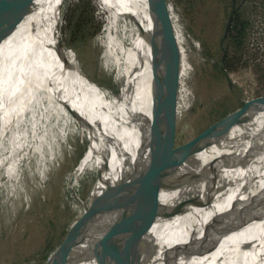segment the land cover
Instances as JSON below:
<instances>
[{"label": "rangeland", "instance_id": "1", "mask_svg": "<svg viewBox=\"0 0 264 264\" xmlns=\"http://www.w3.org/2000/svg\"><path fill=\"white\" fill-rule=\"evenodd\" d=\"M169 1L183 55L181 107L185 111L177 141L182 144L244 101L264 95V32L256 31L257 22L264 20V0H235L237 11L249 25L242 52L236 58L232 54L226 72L221 65L225 50L228 55L230 40L225 32L234 0ZM87 4V0H65L63 46L69 61L101 87L135 131L133 80L137 56L130 47L141 29L151 26L147 2L91 0L90 11L95 9L94 13L83 14ZM163 42L164 37L157 44ZM143 75L147 116L155 140L166 120L168 86L146 45ZM57 90L56 85L44 84L41 93L1 123L0 264H46L84 213L89 192L95 201L98 197L102 163L95 157L80 173L79 165L88 150L87 135L67 107L78 111L71 97L63 89ZM263 124L264 111L226 137L196 147L178 164L202 157ZM229 159L231 169L225 171L224 180L237 186L224 201H216L193 217L180 216L173 223L170 220L149 228L160 247L182 244L184 256L169 261L155 258L152 264H214L217 248L228 245L229 240L221 244L217 240L229 202L254 163L250 160L232 168L236 158ZM257 205L259 219L264 220L263 204Z\"/></svg>", "mask_w": 264, "mask_h": 264}, {"label": "bare ground", "instance_id": "2", "mask_svg": "<svg viewBox=\"0 0 264 264\" xmlns=\"http://www.w3.org/2000/svg\"><path fill=\"white\" fill-rule=\"evenodd\" d=\"M64 2L32 0L18 20L0 34V129L5 118L42 92L44 84L56 85L57 92L63 89L80 113L67 105L68 109L87 135L88 150L79 165L80 173L95 157L102 163L96 199L100 202L117 184L136 176L154 142L144 95V37L153 35L157 42L163 37L161 15L157 0H146L151 26L149 30L141 29L130 47L137 56L133 80L136 127L133 131L101 87L69 61L61 40ZM241 151L245 154L235 155ZM229 158H236L232 168L250 160L254 163L229 202L217 244L225 239L229 242L226 247L217 248L214 264H264V220L259 219L257 205L264 207V124L202 157L178 164L166 177V181L175 178L171 186L150 204L135 225L129 241L120 244L108 264H123V250L130 261L127 264H152L155 258L165 261L184 258L182 244L160 247L149 228L170 220L173 223L180 216L193 217L195 212L216 201H224L237 186L224 180L225 171L231 169ZM159 185L157 182L156 187ZM71 264L103 263L83 246Z\"/></svg>", "mask_w": 264, "mask_h": 264}, {"label": "water", "instance_id": "3", "mask_svg": "<svg viewBox=\"0 0 264 264\" xmlns=\"http://www.w3.org/2000/svg\"><path fill=\"white\" fill-rule=\"evenodd\" d=\"M31 2L32 0H0V34L18 20ZM157 2L161 15L163 45L159 46L153 35L144 34V39L153 63L165 75L168 86L165 123L132 180L126 179L117 184L100 202L95 201L92 191L89 192L84 213L72 225L46 264H71L83 246L95 253L103 264L110 263L120 244L129 239L142 214L171 186L175 178L166 181V177L173 173L189 152L201 144L226 137L236 127L248 125L257 114L264 111V95L246 100L239 108L212 122L189 141L177 143L181 114L185 111L181 107L183 55L172 5L169 0ZM237 5L234 0L225 32L227 40L230 39ZM226 59L225 50L221 65L225 72ZM226 77L229 87H232L230 77ZM157 182H160L159 187H156ZM122 252L123 264L130 263L125 251Z\"/></svg>", "mask_w": 264, "mask_h": 264}, {"label": "trees", "instance_id": "4", "mask_svg": "<svg viewBox=\"0 0 264 264\" xmlns=\"http://www.w3.org/2000/svg\"><path fill=\"white\" fill-rule=\"evenodd\" d=\"M87 5L85 11H83V14L88 13L92 14L94 13L95 9H92L90 11V4H91V0H87ZM82 14V13H81ZM249 25V21L243 17L239 11H236L234 19H233V24H232V29H231V33H230V45H229V49H228V55H227V59L225 62V67L228 68L229 66H231L232 64V59L234 58L233 55H235V58L237 57V55L242 52L241 49L243 48V44H244V39L246 37V32H247V28ZM219 209V207L217 208ZM219 211H216V216H218Z\"/></svg>", "mask_w": 264, "mask_h": 264}, {"label": "built area", "instance_id": "5", "mask_svg": "<svg viewBox=\"0 0 264 264\" xmlns=\"http://www.w3.org/2000/svg\"><path fill=\"white\" fill-rule=\"evenodd\" d=\"M256 31L259 33V32H264V20L261 19L259 20V22H257L256 24Z\"/></svg>", "mask_w": 264, "mask_h": 264}]
</instances>
